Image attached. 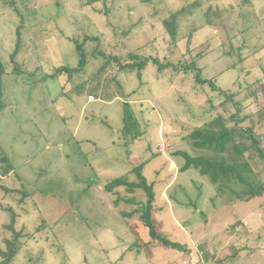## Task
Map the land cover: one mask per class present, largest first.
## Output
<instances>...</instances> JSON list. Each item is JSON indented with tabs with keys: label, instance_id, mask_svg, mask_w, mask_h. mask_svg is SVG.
Listing matches in <instances>:
<instances>
[{
	"label": "rangeland",
	"instance_id": "374dc122",
	"mask_svg": "<svg viewBox=\"0 0 264 264\" xmlns=\"http://www.w3.org/2000/svg\"><path fill=\"white\" fill-rule=\"evenodd\" d=\"M11 1L0 2L6 64L0 148L15 171L4 176L0 162V246L14 234L12 207L21 233L13 264H264V189L237 199L193 166L180 172L184 159L173 156L179 149L215 156L183 138L221 111L220 99H212L213 108L215 92L198 84L193 70L159 74L149 63L143 84L129 71L113 80L114 69L100 71L105 57L92 55L79 72L57 71L78 67L76 42L84 34L93 37L89 55L100 39L98 49L123 62L135 52L189 65L200 54L201 75L239 94L264 148V0ZM172 13H179L176 40L163 22ZM125 101L140 134L122 131ZM144 160L159 232L184 251L148 247L147 230H131L146 228L138 213L123 215L136 207L126 198L146 200L142 189H105L127 173L136 180L130 170ZM250 165L254 186L264 185V160L255 156ZM118 195L125 199L116 205Z\"/></svg>",
	"mask_w": 264,
	"mask_h": 264
},
{
	"label": "trees",
	"instance_id": "16d2710c",
	"mask_svg": "<svg viewBox=\"0 0 264 264\" xmlns=\"http://www.w3.org/2000/svg\"><path fill=\"white\" fill-rule=\"evenodd\" d=\"M8 0H4L7 2ZM1 2V0H0ZM12 0L9 5L14 4ZM14 7V6H13ZM15 10L20 13L19 9L16 7ZM20 15V14H19ZM22 16V14H21ZM178 16L179 13H172L163 20L166 28L168 29L171 37L176 40L178 35ZM23 19V18H22ZM23 26V25H21ZM20 31V30H19ZM17 31L19 34L20 32ZM83 40L76 42V48L79 52V64L75 68L60 67L57 71L62 73L64 71H74L79 72L78 69H83L84 66L89 62L92 55H103L105 61L100 68V71H105L108 69H113L116 71L114 74L113 80L118 78V75L124 72H135L140 80V84H143V73L149 63H152L157 67L158 73L162 74L169 68H173L175 72L180 70L184 71H194V80L201 85H209L210 89L215 92L213 97L209 99L211 106L216 108V104L212 101L213 98L220 99L219 108L221 111L214 117L202 123V125L196 126L193 128L189 135L183 137L192 140V147L198 150H212L215 152V156L209 155H195L194 152L190 153L187 150H176L173 152L174 155L182 156L184 163L180 166V172L189 169L190 167H195L201 174L209 175L213 184L217 186L215 188L217 191L223 192L224 190H229L232 195H235L237 199H243L246 195L248 196H260L264 189V185L259 187L254 186V180L251 174L253 173L250 158L256 156V158L264 160V148L261 145L260 139L254 134V127L257 123L254 120V117L250 114H243V104L242 99H240L239 94L234 91H225L223 88L218 86L212 79L208 77H203L201 75V70L197 66L198 57H194L193 61L188 65L178 62H168V60L161 59L159 57L153 56H143L135 52L130 53L128 61L123 62L121 59L113 55L112 53L107 54L106 51H101L98 49L100 45V39L98 41V46L93 50L90 55L86 50V42L88 39L93 38L84 34ZM98 39V38H96ZM230 46L233 47L232 43ZM120 60V61H119ZM167 61V62H164ZM183 67V68H182ZM6 74V64L3 61L0 55V113L4 110L6 104L4 100L5 87H4V76ZM124 114H123V133L131 134L139 130L140 123L136 117L133 106L129 101L123 103ZM232 109L233 112L227 115L228 111ZM246 120H249L251 123L247 126H242V123ZM137 134H140L137 132ZM127 135V136H128ZM189 137V138H188ZM189 142V141H188ZM231 151L227 155L228 151ZM1 152V148H0ZM247 159H245V154ZM149 160V159H147ZM144 160L141 164L134 166L130 171L136 175V180H130L128 174H125L120 177L113 178L109 180L105 189L111 193L118 194L120 188H124L127 192H135L138 189H142L146 193V200H137L134 196L129 198H123L118 195V198L115 199V204H119L120 198L125 199L126 202L130 204H136L132 212H123L125 217H131L133 212L139 214L140 220L143 222V225L146 227L133 226L131 230L133 232L139 231V229H146L149 236L144 242L146 246H159L160 243L165 246L172 247L177 250H185V246L180 243V241H174L168 236L164 235L159 229H161L162 224L157 220L156 206L155 202V193L154 185L150 182L146 175L143 172V168L146 164ZM0 162H3V171L2 174L8 175L10 172L15 171L12 163L6 155L0 153ZM252 171V172H251ZM232 181L239 183L245 187V190L241 193L235 189L232 185ZM6 191L10 192L12 189L4 187ZM225 192V191H224ZM176 201V199H174ZM12 212V223L8 226V229H11L14 234L11 239H7V247L0 246V258L3 264H13L15 257L17 256L19 249L21 248L20 236L21 233L15 232L13 223L15 222L16 215L12 207L8 208ZM139 235V234H137ZM137 244V241H136ZM138 245V244H137Z\"/></svg>",
	"mask_w": 264,
	"mask_h": 264
},
{
	"label": "crops",
	"instance_id": "0c3cea01",
	"mask_svg": "<svg viewBox=\"0 0 264 264\" xmlns=\"http://www.w3.org/2000/svg\"><path fill=\"white\" fill-rule=\"evenodd\" d=\"M178 173H179V172H178ZM176 179H177V174H176ZM171 183H172V181H171V182H170V184H169L170 186H172V184H171Z\"/></svg>",
	"mask_w": 264,
	"mask_h": 264
},
{
	"label": "built area",
	"instance_id": "2783aa9c",
	"mask_svg": "<svg viewBox=\"0 0 264 264\" xmlns=\"http://www.w3.org/2000/svg\"><path fill=\"white\" fill-rule=\"evenodd\" d=\"M93 96H90V98H92Z\"/></svg>",
	"mask_w": 264,
	"mask_h": 264
}]
</instances>
